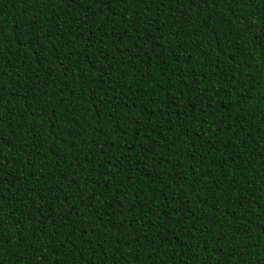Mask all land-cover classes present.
Wrapping results in <instances>:
<instances>
[{
    "label": "trees",
    "instance_id": "obj_1",
    "mask_svg": "<svg viewBox=\"0 0 264 264\" xmlns=\"http://www.w3.org/2000/svg\"><path fill=\"white\" fill-rule=\"evenodd\" d=\"M0 264H264V0H0Z\"/></svg>",
    "mask_w": 264,
    "mask_h": 264
}]
</instances>
